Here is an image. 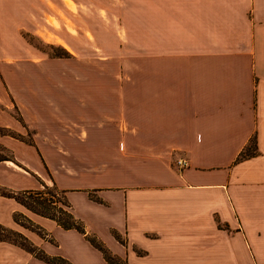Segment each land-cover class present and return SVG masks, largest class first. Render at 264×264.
Segmentation results:
<instances>
[{
    "label": "crops",
    "instance_id": "obj_1",
    "mask_svg": "<svg viewBox=\"0 0 264 264\" xmlns=\"http://www.w3.org/2000/svg\"><path fill=\"white\" fill-rule=\"evenodd\" d=\"M70 2L0 0V186L54 184L85 233L3 196L0 224L66 264H112L89 238L119 264H264V0H125L138 46L100 48L74 78L26 39L50 43L53 17L68 39Z\"/></svg>",
    "mask_w": 264,
    "mask_h": 264
},
{
    "label": "rangeland",
    "instance_id": "obj_2",
    "mask_svg": "<svg viewBox=\"0 0 264 264\" xmlns=\"http://www.w3.org/2000/svg\"><path fill=\"white\" fill-rule=\"evenodd\" d=\"M76 3L79 5L82 22L68 21L67 26L63 24L62 28L67 30L69 35L68 39L60 38L61 24L54 19L55 17L51 21L53 36L49 38L50 43H45L41 39L32 36L26 38L32 46L36 47L38 52L46 53L52 59L53 65L67 70L70 77H76L78 64L83 63L86 68H89L93 59L95 61L98 57L105 58L107 55H103L98 50L100 48L109 47L114 49L121 46H138V39L131 40L128 37L126 38L122 32L123 10L128 8L131 11L138 9V7L131 5L124 7L125 0H78L76 2L73 0V2L68 3V10L73 15H76ZM68 19L71 20L69 16ZM60 42L67 44L72 52H69L65 47L60 45ZM57 56H60L62 60ZM71 95V89H69L65 97L66 99L64 98L65 104L63 105L61 102L63 111L68 114H74L76 111L75 97H70ZM14 114H16L15 111ZM22 138L28 139L26 134ZM0 157L12 158V155L11 152L3 149L0 150ZM6 176L4 174V177ZM5 181H7L6 178ZM0 264H16V262L15 260L6 259L2 252H0Z\"/></svg>",
    "mask_w": 264,
    "mask_h": 264
},
{
    "label": "trees",
    "instance_id": "obj_3",
    "mask_svg": "<svg viewBox=\"0 0 264 264\" xmlns=\"http://www.w3.org/2000/svg\"><path fill=\"white\" fill-rule=\"evenodd\" d=\"M57 57L60 58V56ZM19 120L22 121L21 118H19ZM0 160L7 159L0 157ZM0 196L14 199L17 203H19L32 213L52 219L64 229H76L79 232L85 233L81 223L77 219H75L70 212V205L65 199L63 192L58 190L54 184H42L41 188L39 189L22 191H15L0 186ZM13 220L21 226L36 232L41 237H44L46 234L43 229H41V227L36 225L22 213H14ZM89 240L97 248L103 251L105 258H107L109 262H111L112 264H119L116 260L109 256V254L101 247L100 244L96 242L95 239L89 238ZM0 242H8L16 245L48 263L66 264V262L61 259L50 258L46 256L41 250L37 249L24 235L1 224Z\"/></svg>",
    "mask_w": 264,
    "mask_h": 264
},
{
    "label": "built area",
    "instance_id": "obj_4",
    "mask_svg": "<svg viewBox=\"0 0 264 264\" xmlns=\"http://www.w3.org/2000/svg\"><path fill=\"white\" fill-rule=\"evenodd\" d=\"M177 165L179 167H183V166L186 165V161L184 159L180 158V159L177 160Z\"/></svg>",
    "mask_w": 264,
    "mask_h": 264
}]
</instances>
